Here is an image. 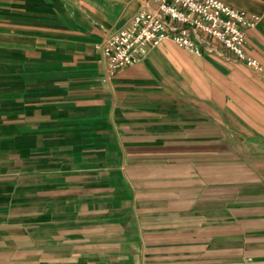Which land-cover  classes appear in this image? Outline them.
<instances>
[{
  "label": "crops",
  "instance_id": "1",
  "mask_svg": "<svg viewBox=\"0 0 264 264\" xmlns=\"http://www.w3.org/2000/svg\"><path fill=\"white\" fill-rule=\"evenodd\" d=\"M142 1L65 17L46 65L16 73L0 264H264V0H220L259 15L255 68L164 39L107 75L97 43Z\"/></svg>",
  "mask_w": 264,
  "mask_h": 264
},
{
  "label": "built area",
  "instance_id": "2",
  "mask_svg": "<svg viewBox=\"0 0 264 264\" xmlns=\"http://www.w3.org/2000/svg\"><path fill=\"white\" fill-rule=\"evenodd\" d=\"M153 1V5L142 3L97 45L107 75L143 58L150 47L164 39L195 54L213 51L214 42L246 65L257 66L243 50L246 29L257 23V14L245 13L220 0Z\"/></svg>",
  "mask_w": 264,
  "mask_h": 264
},
{
  "label": "rangeland",
  "instance_id": "3",
  "mask_svg": "<svg viewBox=\"0 0 264 264\" xmlns=\"http://www.w3.org/2000/svg\"><path fill=\"white\" fill-rule=\"evenodd\" d=\"M127 1L0 0V124H7L8 129L14 126L15 93L9 89L14 88L15 75L32 65H46V54L62 40V33L57 28L67 25L65 17L70 20L114 18L117 15L115 11ZM145 1L149 2L143 0L141 3ZM150 4L153 5L154 1L151 0Z\"/></svg>",
  "mask_w": 264,
  "mask_h": 264
}]
</instances>
